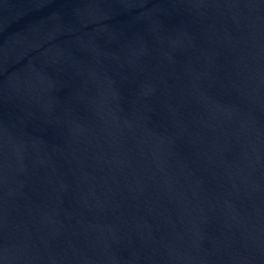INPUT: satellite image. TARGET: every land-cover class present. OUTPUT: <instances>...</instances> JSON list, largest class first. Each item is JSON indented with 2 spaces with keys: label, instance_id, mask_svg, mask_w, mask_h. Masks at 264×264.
Segmentation results:
<instances>
[{
  "label": "water",
  "instance_id": "1",
  "mask_svg": "<svg viewBox=\"0 0 264 264\" xmlns=\"http://www.w3.org/2000/svg\"><path fill=\"white\" fill-rule=\"evenodd\" d=\"M0 264H264V0H0Z\"/></svg>",
  "mask_w": 264,
  "mask_h": 264
}]
</instances>
